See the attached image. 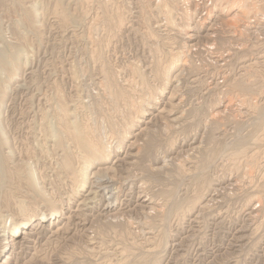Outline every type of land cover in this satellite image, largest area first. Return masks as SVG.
<instances>
[{
	"label": "rangeland",
	"instance_id": "obj_1",
	"mask_svg": "<svg viewBox=\"0 0 264 264\" xmlns=\"http://www.w3.org/2000/svg\"><path fill=\"white\" fill-rule=\"evenodd\" d=\"M54 1L56 0H18V1L17 0H0V44H1L0 49L2 48L6 52V55H8L9 48H11V46L13 47L19 46L17 48H20V46L25 45L24 47H21V48H24V50L22 49L23 55L24 54L26 55L25 57L23 56L24 58L21 57L20 60L23 62L25 58L27 59V66L23 67L20 70L16 78H14L15 80L13 79L12 81H9V78L6 72H3V71L0 72L1 81L4 82V84L7 87H9V88L6 87L7 96L5 98V104L3 105L2 110H1L2 112H1V120H0V127L4 131H6L5 133L8 137L9 146H11V149H12V154H11V158L13 157L12 162L11 160H9L7 165L9 167V166L14 165L15 163L20 164L22 162L23 164L24 161L26 162L28 160L27 162L29 163V166H32L35 172L37 171L36 173L38 176L40 175L41 177L40 180L42 182L41 183L42 188L45 189V191H47V193L50 194L51 196L61 198V194H62L65 196V197L62 196V199L63 197L65 199L67 196L66 193L68 194L71 189L70 188L71 185L68 182L69 180L66 179L68 178L66 177L67 176L66 173L61 170L60 166H58L59 165L58 163L60 162L58 157H59L61 150L59 148L54 149V144L52 140L49 138L47 139L43 131L44 126L48 125L50 127L52 126L54 127L56 126L55 122L58 124V118L56 117H58L57 113H59L60 110L58 107L59 105L57 102V96L62 95L61 96L63 98L62 100L66 103L65 105H67L66 108L67 109L70 108L68 110L69 112L72 110L76 111V114H75L76 116L75 117L70 116L69 117L70 120H73L74 118L77 117V120H79V122L82 121L81 123H87L89 125L92 124L91 126L97 125L98 128L102 124L103 126L99 128L100 129L99 133H101V130L105 128L106 130L105 129L102 130V133L104 135L107 132H108L107 134H109L112 130H116V132H118L116 134H121L122 133L121 130L124 129L122 124L125 123L124 125L126 126L129 125L130 123L128 124V122H131L134 119H137V117H139L140 114L139 113L137 114V112L141 110L142 107L144 108L147 107V105L145 104L147 103L146 93H149L150 91H154L155 89L157 90V87H160L159 85H162L161 84L162 81L160 79H158L157 81L156 79L157 77L154 76L155 71L153 67H152L153 69L152 71L151 67L150 66L148 67V65L151 64L153 60L160 57L158 58L160 59L159 66L160 68H163L165 64L167 63V62L165 63V61L168 58L170 51H173L176 49L184 51L186 55L184 59L185 58L186 60L188 59L187 60L188 63H186L187 65L185 68L177 70L178 72L175 71L174 73H172L174 82L173 84L169 83L168 86L166 85L165 87L166 89L163 92L164 94L163 96L162 95L159 96L160 101L159 103L154 105V109L153 108L149 109L148 114L145 116L144 119H142V121H139V119L135 121V126H133L134 128H132L131 134L128 140L122 146L120 152L119 151L118 153L116 152L118 154V155L116 154L117 155L116 158L118 160L116 158L115 160L114 159L112 160L113 161L112 164H114L112 168L114 182L111 181L112 179H109L107 177L97 179V180H95V177L93 178L91 177L90 183L88 184L89 186H87L88 188L89 187L90 188L89 189L85 188L84 190L81 191L82 193L80 192V194H78L79 195L78 199L79 198L83 199V197H85L87 193H93V199H91V203H89V208L86 210L82 209V212L79 215H77L75 211L76 209H79V207L76 206L77 202L73 200L72 201L73 203L70 204V207L67 209V210H70V212L68 211V214L70 213L69 218L67 216V219L64 220L65 223L64 221H62L58 225V227L61 226L59 227V229L60 228L62 229V231L61 229L58 230L59 233L57 232L55 233V230H52L54 227L57 226L56 224L54 225V223L53 224L48 223L46 225L43 224V226H41L42 225L41 223L38 225H34V227L32 226L31 229L28 230L25 237L23 236V239H20L21 242L16 246L12 254L13 256L9 258L7 264H17V263L26 264L27 262H30L31 264L32 263L33 264H39V263L40 264L42 263L43 264H63V263L64 264H104V263L114 264L118 259H120L119 257L121 256L123 257V255H125L124 252L121 250L122 248H124V245H127V244L129 245V246L127 245L128 249L131 247L130 252H128L129 254L128 258H130L129 263L142 264L141 262H143V259L142 257L140 258V255H143L142 253H144V250L147 249V246L149 245V243L153 242L154 239L156 240L158 236L160 235L159 233H161L164 230V228L166 229L165 230L166 232L167 230H171V231H168V234L170 233L169 242H168V245L166 246L165 252L162 253V256L163 255L164 256L162 257V261L160 264H165V263L166 264H264V212H263L264 204H263V209L261 206L262 203L259 204L260 205L259 208H261L263 211L260 212L259 210L261 209L257 208L256 210L258 212L254 210V212L250 214L251 211H253V209L251 208V203H253L254 200H257L256 198L259 197L260 193H261V196H260V199L259 198L258 199L264 203L263 201L264 200V197H263L264 187L262 188V190H259L261 189L260 188L261 186L259 184L260 183L264 184V176H263L264 175V168H263L264 167L263 165L264 164V140H262V138H264L262 137L264 135V131H263L264 130L263 128L264 127V10L260 11V8L262 6L264 7L263 5L264 0H245L249 2V4L247 3L248 5L247 4L245 5L246 3L245 1L238 0V2H241L243 4V6L245 5L248 8H252V10L253 9L255 10V7H256L257 12H255L256 10L255 11L253 10V12L255 13L260 12L258 15H256L257 16L256 19L251 18L252 22L248 23L247 30L243 32H240L241 30L239 29L242 26L241 24L242 21H240L241 17L238 16L239 17L238 18L235 16L234 18L233 16H230L233 14V12L226 17H222L217 14L218 10L216 8L214 9L213 7L216 6L217 2L221 0H214V1L213 0H210V1L209 0H182L183 2L181 0H176L177 2L176 1L174 2L176 3L174 4L175 6H172L173 12L170 18L172 23L168 21V23H165V24H164V21H166V19L164 17L162 18V14L160 13L161 7H163L162 3H164L165 5L166 3H168L170 7L173 4L172 3L173 0L172 1L167 0L169 2H166V3L163 2L166 0H163V1L159 0L160 1L159 2L160 3L159 4V13H160L159 17L157 13H155L156 10H154L153 8L155 7L154 5L156 4L158 0H152V1L144 0L142 4L145 3L144 4L145 8H143V6L141 5V2H142L141 0H108L111 2H108V1L106 2L105 0L104 1L95 0L96 2L94 0L93 1L85 0V1H82L83 4L82 2H80V0H66V1L62 0L63 2V3L61 2L63 4L62 7L67 9V12L70 11L69 14H71L73 18L71 20L72 22L68 20L69 23L71 22L72 24H68L67 26L61 23L62 21H59V19L57 18L58 11L60 13V7L58 8L56 7L55 9L56 2ZM147 1H149V3ZM250 1L251 2L253 1L254 3H251ZM84 2L88 4H85ZM98 2L101 3L100 6L103 5L102 7L103 9H106L107 7L110 6L109 9L107 8L108 10L106 9L107 11H104L99 6ZM259 3H260V6H258ZM31 4H33L34 7L37 5L36 6L37 8L36 7L34 8V16L31 19V22L28 23L26 18H24V15H25V9L28 8ZM105 4H107L106 5L107 7L104 6ZM51 6H53V8H51ZM245 6L244 8H246ZM43 8L47 11L46 14ZM86 8H89V9H86ZM140 8L143 9L144 18L145 16L147 17V15L149 17H152V15L155 14L153 15L154 18L152 17L149 19L151 23L150 25L152 27L151 29L154 31L153 32L154 37L152 34L151 35L149 34L150 35L149 36L147 32H144L145 30L144 23H143L144 19H141L140 16L137 17L138 12L141 10ZM52 9H55V10L53 11ZM246 10L251 11V9H247V8ZM208 11L209 13L211 12L209 18H207L208 20L206 19L207 21H205V23L203 24L200 23L203 21V17L208 13ZM72 12L73 13L76 12V14L75 13L73 14ZM105 12H106V15L112 16V18L116 14H119L121 16L124 15L123 18H124V21L126 20L124 22V24L126 23L125 24L126 27L124 29H118L120 27H117L114 25L113 21L110 19L111 17L106 16V19H105V16H104ZM175 12L176 14H174ZM177 12L178 13L182 12L183 14L182 13L178 14ZM42 13H43V16H42ZM184 13L192 14L194 21L200 20L199 25L202 24L201 25L202 27L199 29L196 27L194 28V26L190 27L191 29L189 30L188 35H191V38H187V34L184 35L182 31H180L179 33L177 30L178 21L180 20L182 22L181 18L183 17ZM85 14H86V17H85ZM98 15L100 17H97ZM102 15L103 17H101ZM91 17L95 21L97 19L99 20L95 22ZM177 17L178 18L180 17V18L178 19ZM231 17L233 18L231 19ZM34 18L36 22L34 21ZM100 18L102 20H106L107 24L106 23L104 24V21H102ZM234 20L236 24L234 23ZM59 22L60 24H58ZM109 22L112 24H110ZM189 22H191L192 24L191 20H189L188 23ZM33 23L35 24L36 28L32 26ZM155 24L156 25L158 24V25L156 26ZM166 24L169 25L170 27L167 26ZM91 25L96 26L95 29H93L94 27ZM97 25H99L100 27ZM112 27H115V28H112ZM113 29H115V31ZM137 31L139 34L137 33ZM141 31L143 33H141ZM115 32H117L118 35L117 33L115 35ZM154 33H156L157 35ZM144 34L146 35L144 36ZM158 34L160 37L158 36ZM111 35H113V37ZM157 36L159 39L158 38L156 39ZM221 39L223 41H221ZM20 42L23 45H21ZM90 42L92 43L91 45H90ZM213 42L214 44L216 42L217 43L214 45ZM156 48L159 51H157ZM153 49H154V52L152 51ZM94 50L96 51V55H93L95 54ZM155 51L159 52V54ZM98 53H99V56L101 57L98 56ZM100 53H103V54H100ZM93 56H96V57L98 56L97 63H96V60H94V58L96 57H93ZM91 57L92 59H90ZM163 58L165 59V61ZM161 59L163 62L161 61ZM101 63H102V67L100 66ZM132 64L137 65L136 66L137 69L141 72L139 73V76L140 75L141 76L138 77V74H136L137 76L133 74L135 80L133 79V81L131 82V85L128 86L126 84L127 83L126 79L128 80L130 73H132V71L129 68L130 66L131 68L134 66V65L132 66ZM161 64L163 65V67ZM73 67L74 69H72ZM103 68L106 70L108 69L109 71L108 70L107 71L109 74H107ZM102 69L103 71H101ZM102 72H104L107 75H110L111 73L109 79H112V78L115 79V80L112 79L113 83L111 82V80L106 78L107 75H104V73ZM116 75H118V77ZM142 77H144L145 79L144 78H143L144 80L140 79ZM152 79H155V80H152ZM131 80H132V77H131ZM148 80L149 82H146ZM159 80L161 82H159ZM240 80L244 81L247 86H250L249 87L250 90H248L247 92L242 91L241 93V91L239 92L238 90L231 88V86H229V85H232L235 81H240ZM114 81H116V83ZM142 81L143 82L145 81V82L143 83ZM153 81L155 84L153 83ZM105 83L108 84L107 86L109 87H106L104 85ZM115 84H116V87H115ZM132 87L134 88V90L135 89L140 90L141 92L139 91L138 93L143 94L146 97L145 96L140 97L137 91H136V94L133 93ZM110 88L112 89L114 88L115 91L122 90V89H123L122 91L126 90L124 93V97L120 96L118 98L113 92L114 90H111ZM131 88L132 90H130ZM56 90L60 91L62 94L60 92L58 93ZM111 91L114 94H112ZM54 94H56L57 96L56 95L54 96ZM129 94L130 95L132 94L131 96L133 97V99L131 98ZM134 94L135 96H133ZM134 97L136 98V100H134ZM129 98L132 100V102L130 101ZM137 98H140V99L142 98L145 102L142 99H141L142 101L141 102ZM229 99H231L232 101ZM137 100L139 101L138 103H137ZM229 101L230 103L227 105V107H225L224 103L227 104V102ZM68 102H71V103H68ZM131 105L132 107H130ZM138 105L140 106V108ZM133 108L134 110L136 109V111H133ZM226 108L228 109V111ZM130 112H132L131 113L132 116H129L131 114H127ZM44 113H48V114H45L48 116L45 117ZM99 115L104 120H102ZM44 118H47V119H44ZM92 119L96 122H94ZM130 119L132 120L130 121ZM98 120L102 122L100 123ZM111 122H112L111 126L114 127L116 125V127L112 128L110 126ZM147 123H150V124H147ZM146 127L149 129L148 132L146 134L144 133L141 134L139 130L141 128L145 129ZM142 135L143 136L151 135L152 138L154 137L153 144L155 147L153 148L154 151L152 155L150 156L151 158L141 157L140 159L139 154L137 155L136 153L138 152V150L142 149L140 146L143 145V142L145 139L144 138L145 136L142 137ZM116 138L113 140V143L116 142ZM168 141L169 143L170 141H174L176 143L171 149L165 150L169 146ZM131 143H136V144L131 145ZM129 146L131 147V150ZM212 148L215 150L214 152L216 153L214 154L216 155L214 159L211 160L210 158L209 161L208 160L203 161V158L205 155H207L210 151L213 152ZM68 149L70 151L76 150L72 144L68 145ZM7 150H10V149H8L7 147L5 151ZM176 151H178V153ZM242 151L243 153H241ZM133 152L135 155L133 154ZM246 152H247V155H246ZM250 152H251V155L249 156ZM55 153L57 154L55 155ZM154 153H156L158 156L155 157L156 154L154 155ZM256 153H258L257 156H256ZM78 154L77 153L75 154V161H76L75 164H77L78 160L80 159L79 158L80 154L79 155ZM175 156L177 157L175 158ZM252 157H254V159L256 158L257 160L252 159ZM29 160L30 161L32 160V161L30 162ZM212 161H215V162L213 163ZM248 161H250L251 163ZM255 161H258V162L254 164ZM109 164H111V162ZM233 164L235 166H233ZM252 165L255 166V167L253 166L255 169L252 167ZM225 166H226V169H225ZM231 166L233 167V169H231L232 168ZM142 167L146 169L143 168V170L141 171L140 169H142ZM228 167L229 168L231 167L230 170ZM227 173L228 175H225ZM142 174L144 175L146 174L145 177ZM222 175L224 176L222 177ZM147 176L149 177L147 178ZM151 176L153 178H151ZM202 177L206 179V182H205V179ZM249 177H251L250 180H249ZM63 179H65L66 181ZM210 179L214 183L212 186L213 189L215 188L216 189L213 190L212 187L208 189L209 191L207 192L205 197H206V200L212 199L208 202L209 205L207 203L208 206L204 209L199 208L200 205H198V207L196 208L197 211H195L194 213L190 215H186V218L184 217L181 224H179V221L177 219L179 217H177L178 216L177 214H181L182 213L181 210H183V208H187V206L190 203L189 198L193 197L191 196V194L194 195L196 193L194 192L195 189L197 191L198 187L200 188L202 184L204 185ZM91 180H92V183H91ZM144 181L146 182L144 183ZM251 181L252 182L254 181L253 184L256 183L257 186L253 185ZM105 182H108V183L111 182L110 184H112L113 186L115 185L114 188L115 187L118 188V189L115 188L116 190H118L117 201L116 200L114 201L116 205L112 203L113 202L112 200L109 201V203H112V206H110L109 208H113V207L115 208L112 211L106 210V205H107L106 203H108V199H107V194H106L107 192L105 191V188L103 187L105 186ZM98 183L101 185H99ZM59 184L60 185L63 184V185L60 186ZM139 184L140 185L142 184L143 186L141 185L142 186L141 187ZM230 186H231V189H230ZM245 186L248 187V189H246ZM252 187L254 189L257 187L258 189L257 188L255 189L257 190V192ZM52 189H54L55 191L57 190L56 191L57 193L56 192L52 193L51 192ZM168 189L170 190V192H168ZM241 189L243 191H241ZM95 190H97V192H95ZM123 190L125 191V194ZM137 191H142L143 193L137 192ZM255 193L256 194L258 193L257 194L258 196H256ZM58 194L60 195V197H58ZM94 195L96 197H94ZM138 195L140 197H138ZM169 197L170 199H168ZM248 197H249V200H248ZM252 197H254L253 202L251 201ZM32 198H33L32 201H37L36 198L34 197ZM143 199H146V201H141ZM160 201L164 203L162 204ZM149 202L151 204L154 203L153 204L154 206H152L153 208H155L156 206L157 207L154 210H149V206L151 205ZM210 202H211V205H210ZM31 204H34V203H31ZM92 204L96 206H93ZM132 205H134V207ZM164 207L167 208L168 212L169 211L171 212L168 213L169 214V216H167L168 219L161 217V218H164L162 222L161 219L159 218V214L161 212L159 208H161L162 210V208ZM171 207L173 210L171 209ZM1 208H0V211L4 213L5 209L3 207ZM72 209L74 210L72 211ZM114 211L116 213L119 211L118 214H121L123 218H125V215H126V218H125V221L127 220L126 225L122 223H117L119 227L112 225V228H111V225H108V224H102L103 226L101 224L96 225L97 223L95 222V219L97 217L102 218L105 215H111L112 213H114ZM127 213L129 214V216ZM88 215L90 216L88 217ZM93 215H95V217ZM166 219L168 222L166 221ZM67 220L68 222H66ZM133 224H135L136 226L135 225L133 226ZM64 225L65 227L67 226L66 228L68 229L70 227V230L69 231H67L68 229L64 230L65 228ZM91 227L93 231L90 230ZM39 229L40 231H38ZM115 229H116V232H115ZM119 229L123 230L121 235L119 234L120 232ZM37 231L38 233H36ZM87 232H89V234ZM146 232L148 234H146ZM31 234L33 235V237ZM89 235H91L92 237L91 236L89 237ZM30 239H34V240L30 241ZM121 239L123 240L121 241ZM148 239L151 241H148ZM2 243L3 242L0 241V244ZM86 243L87 244L90 243V244L86 245ZM144 243L145 244L147 243L148 245L146 244L147 245L146 246ZM83 244H85V246ZM99 244H100V247H99ZM138 244H140V246L143 245L144 247L141 246L140 248H138L139 246ZM24 245H26V247ZM104 245H106L107 247ZM86 246L88 248H86ZM70 247L73 249H71ZM94 247H95L96 252L94 251ZM98 247L102 250H96V249H99ZM90 248L93 251V254H92V257L94 256L93 259L91 258L90 254L86 253V251L91 250ZM18 249L20 250V252ZM32 251H34V253ZM102 251L104 254L102 253ZM64 252H66L67 254ZM121 252L123 253L121 254ZM70 253L74 254L75 256L71 258L69 257V260L62 259V255L67 256ZM95 253L97 254L94 255ZM130 253L132 254V257ZM44 257H47V258H44ZM137 257H139L140 259L139 258H138L139 260L136 259ZM41 258L44 259V261L41 260ZM97 258L99 259V261ZM26 259L28 261H26ZM45 259H47L48 261H46Z\"/></svg>",
	"mask_w": 264,
	"mask_h": 264
},
{
	"label": "bare ground",
	"instance_id": "obj_2",
	"mask_svg": "<svg viewBox=\"0 0 264 264\" xmlns=\"http://www.w3.org/2000/svg\"><path fill=\"white\" fill-rule=\"evenodd\" d=\"M18 1V0H17ZM66 1V0H65ZM82 1H85V0H80V2H82ZM91 1H93V0H91ZM90 1V2H91ZM95 1V0H94ZM104 1V0H103ZM106 2L108 1V0H105ZM142 1V2H141ZM140 2H141V5L143 6V8H145L144 7V4H142L143 3V1L144 0H141ZM152 1V0H151ZM163 1V0H162ZM172 1V0H171ZM170 1V2H171ZM176 0H173V4L169 7V5H168V3H166V2H169V1H163V2H165L166 3V5L164 4V3H162V5H163V7H161V10H160V13L162 14V18L164 17L165 19H166V21H164V24L165 23H168V21H170L171 23H172V21L170 20V18H171V14H172V12H173V7L172 6H175L174 4H176V3H174ZM182 1V0H181ZM210 1V0H209ZM214 1V0H213ZM243 1H245V0H243ZM2 2V1H1ZM54 2H56V6H55V9H56V7L58 8V7H60V13H59V11H58V16H57V18L59 19V21H62L61 23H63V24H65L66 26L68 25V24H72L71 22V20L73 19L72 18V15L71 14H69L70 13V11H68L67 12V9H65L64 7H62L63 6V2H62V0H56V1H54ZM62 2V3H61ZM88 2V1H87ZM96 2V1H95ZM105 2V3H106ZM108 2H111V1H108ZM113 2V1H112ZM139 2V3H140ZM148 3H149V1H147ZM153 2H155V1H153ZM160 1L158 0L157 2H156V4L154 5L155 7H153L154 8V10H156L155 11V13H157V15H158V17H159V15H160V13H159V3ZM177 2V1H176ZM179 2V1H178ZM183 2V1H182ZM217 2V1H216ZM246 3H245V5L248 3L249 4V2L248 1H245ZM251 2V1H250ZM258 2V1H257ZM264 2V1H263ZM30 3V2H29ZM43 3V2H42ZM53 3V2H52ZM85 3V2H84ZM93 3V2H92ZM91 3V4H92ZM99 3V2H98ZM181 3V2H180ZM196 3V2H195ZM213 3V2H212ZM215 3V2H214ZM251 3H254L253 1L251 2ZM44 4V3H43ZM82 4H83V2H82ZM85 4H88V3H85ZM112 4V3H111ZM154 4V3H153ZM178 4V3H177ZM216 4V3H215ZM219 4V5H218ZM247 4V5H248ZM261 4H262V2H261ZM94 5V4H93ZM101 5V3H99V6ZM107 4H105L104 6H106ZM162 5H160V6H162ZM165 5V6H164ZM179 5V4H178ZM183 5V4H182ZM197 5V4H196ZM211 5V4H210ZM218 5V6H217ZM244 5V6H245ZM251 5V4H250ZM253 5V4H252ZM258 5V4H257ZM257 5H255V6H257ZM264 5V4H263ZM37 6V5H36ZM35 6V7H36ZM81 6V5H80ZM92 6V5H91ZM141 6V7H142ZM147 6V5H146ZM153 6V5H152ZM244 6H243V4L241 3V2H238V0H221V1H219V2H217V4H216V6H214L213 8L215 9H217L218 10V15H220V16H222V17H226V16H228L229 14H231L232 12H233V14L232 15H230V16H233L234 18H235V16L236 17H241L240 18V21H242V26L239 28L240 30V32H243V31H246L247 30V27H248V23H250V22H252L251 21V18L252 19H256V15H258L259 13H255V12H257V10H256V7H255V12H253V10H252V8H248V7H246L247 9H251V11H247L246 10V8H244ZM258 6H260V3H259V5ZM262 6V5H261ZM34 5L33 4H31L28 8H26L25 9V15H24V18H26V20L28 21V23L29 22H31V19L33 18V16H34ZM47 7H48V5H47ZM46 7V8H47ZM87 7V6H86ZM101 8L103 7V5L102 6H100ZM99 7V8H100ZM107 7V6H106ZM110 7V6H109ZM109 7H107L108 9H109ZM184 7V6H183ZM37 8V7H36ZM51 8H53V6H51ZM76 8V7H75ZM74 8V9H75ZM85 8V7H84ZM83 8V9H84ZM100 8V9H101ZM106 8V9H107ZM172 8V9H171ZM176 8V7H175ZM182 8V7H181ZM180 8V9H181ZM212 8V7H211ZM212 8V9H213ZM262 8V9H261ZM260 8V11L262 10H264V7L262 6ZM44 9V8H43ZM55 9H52L53 11L55 10ZM86 9H89V8H86ZM95 9V8H94ZM103 9V8H102ZM106 9H103L104 11H107ZM141 10L138 12V15H137V17H139L140 16V18L141 19H144V28H145V30H144V32H147L148 33V35L150 34H152L153 35V30L151 29L152 27H151V23H150V18H152L153 17V15H155V14H153L152 15V17H149L148 15H147V17L145 16V18H144V13H143V9L142 8H140ZM183 9V8H182ZM186 9V8H185ZM209 9H210V7H209ZM208 9V10H209ZM211 9V10H212ZM45 10V9H44ZM48 10V9H47ZM72 10V9H71ZM76 10V9H75ZM115 10V9H114ZM128 10V9H127ZM145 10V9H144ZM147 10V9H146ZM51 11V10H50ZM88 11V10H87ZM86 11V12H87ZM101 11V10H100ZM111 11V10H110ZM116 11H117V9H116ZM115 11V12H116ZM177 11V10H176ZM182 11V10H181ZM210 11V10H209ZM209 11H208V13L203 17V21L202 22H200V20L199 21H197V20H195L194 21V19H193V17H192V14H190V13H184V15H183V17L181 18L182 19V22L180 23L179 21H178V24H177V30H178V32L180 33V31H182V33L184 34V35H186L187 34V38H191V35H188L189 34V30L191 29L190 27L191 26H194V28L196 27V28H201L202 26V24L203 23H205V21H207L208 19L207 18H209V16H210V13H209ZM214 11V10H213ZM24 12V11H23ZM45 12V14H46V10L44 11ZM57 12V11H56ZM83 12V11H82ZM99 12V11H98ZM194 12V11H193ZM217 12V11H216ZM73 13V12H72ZM75 14H76V12H74ZM73 13V14H74ZM85 13V12H84ZM178 13V12H177ZM179 13H182V12H179ZM178 13V14H179ZM203 13V12H202ZM54 14V13H53ZM57 14V13H56ZM87 14V13H86ZM86 14H85V17H86ZM90 14V13H89ZM111 14V13H110ZM115 14V13H114ZM122 14V13H121ZM174 14H176V12L174 13ZM183 14V13H182ZM182 14H180V15H182ZM84 15V14H83ZM88 15V14H87ZM149 15H150V13H149ZM255 15V16H254ZM23 16V15H22ZM42 16H43V13H42ZM54 16V15H53ZM55 16V17H56ZM104 16H105V19H106V16H108V15H106V12H105V14H104ZM173 16V15H172ZM75 17V16H74ZM84 17V16H83ZM84 17V18H85ZM97 17H100L99 15L97 16ZM96 17V18H97ZM101 17H103V15L101 16ZM108 17H111L110 19L113 21V23H114V25L115 26H117V27H120V28H118V29H124L125 27H126V23L124 24V22L126 21H124V15L123 16H121V15H119V14H116L113 18H112V16H108ZM155 17H157V16H155ZM233 17H231V19L233 18ZM238 17V18H239ZM36 18V17H35ZM35 18H34V21H35ZM81 18V17H80ZM92 18V17H91ZM95 18V19H96ZM154 18V17H153ZM178 18V17H177ZM180 18V17H179ZM178 18V19H179ZM77 19V18H76ZM93 19V18H92ZM91 19V20H92ZM101 19V18H100ZM109 19V20H110ZM158 19V18H157ZM207 19V20H206ZM17 20V19H16ZM68 20H70L71 22L69 23V21ZM94 20V19H93ZM92 20V21H93ZM97 20H99V19H97ZM96 20V21H97ZM102 20V19H101ZM140 20V19H139ZM153 20V19H152ZM151 20V21H152ZM155 20V19H154ZM173 20V19H172ZM177 20V19H176ZM189 20H191L192 21V24H191V22H189L188 23V21ZM229 20V19H228ZM260 20V19H259ZM95 21V20H94ZM95 21V22H96ZM102 21H104V24L106 23L107 24V21L106 20H102ZM106 21V22H105ZM137 21V20H136ZM156 21V20H155ZM159 21V20H158ZM157 21V22H158ZM230 21V20H229ZM236 21H237V19H236ZM36 22V21H35ZM99 22V21H98ZM174 22V21H173ZM176 22V21H175ZM202 23L201 25H199L200 23ZM94 23V22H93ZM110 23V22H109ZM108 23V24H109ZM234 23H235V20H234ZM238 23V22H237ZM16 24H17V22H16ZM58 24H60V22L58 23ZM110 24H112V23H110ZM176 24V23H175ZM181 24V25H180ZM236 24V23H235ZM234 24V25H235ZM31 25V24H30ZM64 25V26H65ZM94 25V24H93ZM93 25H91V26H93ZM153 25V24H152ZM156 25V24H155ZM158 25V24H157ZM156 25V26H157ZM167 25V24H166ZM170 25H172V24H170ZM180 25V26H179ZM34 28H36V26H35V24L33 23V25H32ZM38 26V25H37ZM61 26V25H60ZM97 26H99V25H97ZM111 26V25H110ZM167 26H169V25H167ZM176 26V25H175ZM237 26V25H236ZM235 26V27H236ZM62 27H63V25H62ZM72 27V26H71ZM87 27V26H86ZM94 28L93 29H95V27L96 26H93ZM100 27V26H99ZM102 27V26H101ZM106 27V26H105ZM170 27V26H169ZM174 27V26H173ZM19 28V27H18ZM33 28V29H34ZM66 28V27H65ZM68 28V27H67ZM90 28V27H89ZM112 28H115V27H112ZM112 28H110V29H112ZM231 28V27H230ZM233 28H234V26H233ZM232 28V29H233ZM20 29V28H19ZM91 29V28H90ZM92 29V30H93ZM105 29V28H104ZM118 29H116V30H118ZM206 29V28H205ZM237 29H238V27H237ZM65 30V29H64ZM89 30V29H88ZM114 31H115V29H113ZM159 30V29H158ZM91 31V30H90ZM94 31V30H93ZM104 31V30H103ZM107 31V30H106ZM111 31V30H110ZM121 31V30H120ZM143 31V30H142ZM141 31V33H143ZM108 32V31H107ZM118 32V31H117ZM117 32H115V35H116V33ZM233 32V31H232ZM103 33V32H102ZM105 33V32H104ZM111 33V32H110ZM114 33V32H113ZM137 33H138V31H137ZM235 33V32H234ZM78 34V33H77ZM81 34V33H80ZM112 34V33H111ZM139 34V33H138ZM154 34H156V33H154ZM117 35H118V33H117ZM146 34H144V36H145ZM149 35V36H150ZM157 35V34H156ZM210 35V34H209ZM112 37H113V35H111ZM158 36H159V34H158ZM158 36L156 37V39L158 38ZM162 36V35H161ZM164 36V35H163ZM211 36V35H210ZM110 37V36H109ZM118 37V36H117ZM142 37V36H141ZM147 37V36H146ZM145 37V38H146ZM153 37H154V35H153ZM160 37V36H159ZM218 37V36H217ZM238 37V36H237ZM41 38V37H40ZM78 38V37H77ZM149 38V37H148ZM151 38H152V36H151ZM239 38V37H238ZM147 39V38H146ZM159 39V38H158ZM164 39V38H163ZM214 39V38H213ZM212 39V40H213ZM216 39V38H215ZM40 40V39H39ZM73 40H74V38H73ZM145 40V39H144ZM149 40V39H148ZM86 41V40H85ZM90 41V40H89ZM97 41V40H96ZM160 41V40H159ZM221 41H223L222 39H221ZM13 42V41H12ZM4 43V42H3ZM217 43V42H216ZM215 43V44H216ZM222 43V42H221ZM227 43V42H226ZM12 44V43H11ZM20 44L21 45H23L21 42H20ZM19 44V45H20ZM92 43L90 42V45H91ZM100 44V43H99ZM142 44V43H141ZM213 44H214V42H213ZM214 44V45H215ZM1 45V44H0ZM95 45V44H94ZM152 45V44H151ZM156 45V44H155ZM173 45V44H172ZM25 46V45H24ZM24 46H20V48H17V47H19V46H17V47H13V46H11V48H9V53H8V55H6V52L1 48L0 49V72H6V74H7V76H8V78H9V81H12L14 78H16V76L18 75V73L20 72V70L23 68V67H25V66H27V59L25 60L24 59V61L22 62L20 59H21V57H25V55L26 54H24L23 55V51H22V49L24 50V48H21V47H24ZM105 46H106V44H105ZM94 47V46H93ZM157 47V46H156ZM217 47V46H216ZM229 47V46H228ZM241 47V46H240ZM96 48V47H95ZM153 48H155V47H153ZM182 48V47H181ZM220 48V47H219ZM7 49V48H6ZM87 49V48H86ZM150 49V48H149ZM96 50V49H95ZM94 50V51H95ZM156 50H157V48H156ZM161 50V49H160ZM163 50V49H162ZM172 50V49H171ZM105 51V50H104ZM150 51V50H149ZM153 52H154V49L152 50ZM151 51V52H152ZM157 51H159V50H157ZM157 51H155V52H157ZM101 52V51H100ZM31 53V52H30ZM90 53V52H89ZM95 54H93V53H91V54H93V55H96V51L94 52ZM158 54H159V52H157ZM163 53V52H162ZM161 53V54H162ZM171 53V54H170ZM170 53H169V56H168V58L166 59V61H165V59H164V61H165V66L163 67V65H162V67L163 68H160V66H159V60L160 59H158V58H160V57H158L157 59H155V60H153V62L151 63V64H149L148 65V67L150 66L151 67V69H152V67H153V69H154V71H155V73H154V76L155 77H157L156 79H157V81H158V79H160L161 81H162V85H159L160 87H157V90L155 89L154 91H148L149 93H146L147 95V97L145 96V95H143V94H139L138 92L140 91V90H137V89H135L134 90V88H133V90H132V88L130 89V90H132L133 91V93H135L136 94V91H137V93H138V95L141 97H143V96H145L146 97V101H147V103H145L146 105H147V107L146 108H144V107H142V109L141 110H139L138 112H137V114L139 113L140 115H139V117H137V119H139V121H142V119H144L145 118V116L148 114V112H149V109H151V108H153L154 109V105H156L157 103H159V101H160V99H159V96H163V92H164V90L166 89L165 87H166V85L168 86L169 85V83L170 84H173V82H174V78L172 77V73H174L175 71H177V70H180V69H183V68H185L186 67V63H188L187 62V60H186V58L184 59V57L186 56L185 55V53H184V51L183 50H173V51H170ZM100 54H103V53H100ZM164 54V53H163ZM70 55V54H69ZM157 55V54H156ZM92 56V55H91ZM98 56H99V53H98ZM98 56L96 57V56H93V57H96V58H94V60H96V63H97V61H98ZM166 56V55H165ZM23 57V58H24ZM27 57V56H26ZM99 57H101V56H99ZM150 57V56H149ZM151 57H152V55H151ZM90 59H92V57L90 58ZM100 59V58H99ZM93 60V61H94ZM101 61V60H100ZM104 61V60H103ZM161 61H162V59H161ZM211 61V60H210ZM134 62V61H133ZM151 62V61H150ZM149 62V63H150ZM163 62V61H162ZM161 62V63H162ZM24 64V65H23ZM111 64V63H110ZM134 64H132V66H133ZM101 67H102V63H101V65H100ZM118 66V65H117ZM130 66V65H129ZM137 65H134L132 68H131V66L129 67L130 68V70L132 71V73H130V76H129V79L127 80L126 79V81H127V85L128 86H130L131 85V82L133 81V79H134V76H133V74H135V76H137L136 74H138V77H140L139 76V73H141L138 69H137V67H136ZM190 66H191V64H190ZM72 69H74V67L72 68ZM104 69V68H103ZM103 69L101 70V71H103ZM121 69V68H120ZM153 69H152V71H153ZM105 71H106V73L107 74H109L108 73V71L106 70V69H104ZM112 70V69H111ZM130 71V72H131ZM149 71H151V70H149ZM121 72V71H120ZM128 72V71H127ZM144 72V71H143ZM178 72V71H177ZM246 72V71H245ZM102 73H104V72H102ZM115 73V72H114ZM113 73V74H114ZM77 74V73H76ZM107 74H105L104 73V75H107ZM129 74V73H128ZM143 74V73H142ZM2 75V74H1ZM103 75V76H104ZM110 75H111V73H110ZM110 75H107V76H109V77H107L106 76V78H110ZM152 75V74H151ZM241 75V74H240ZM102 76V77H103ZM117 77H118V75H116ZM143 76V75H142ZM245 76V75H244ZM76 77V76H75ZM105 77V76H104ZM103 77V78H104ZM125 77V76H124ZM131 77H132V80H131ZM154 77V78H155ZM144 77H142V78H140V79H143ZM107 79V80H108ZM113 79V78H112ZM112 79H109V80H111V82H112ZM145 79V78H144ZM143 79V80H144ZM247 79H249V78H247ZM6 80H8V79H6ZM15 80V79H14ZM113 80H115V79H113ZM131 80V81H130ZM135 80V79H134ZM138 80H139V78H138ZM152 80H155V79H152ZM159 80V82H161ZM4 81V80H3ZM141 81V80H140ZM241 81V82H240ZM240 81H235L232 85H229V86H231V88H234V89H236V90H238L239 92L241 91V93H242V91H248V90H250V86H247L246 84H245V82L244 81H242V80H240ZM104 82V81H103ZM106 82V81H105ZM110 82V81H109ZM110 82V83H111ZM115 83H116V81H114ZM118 82V81H117ZM143 82V81H142ZM145 82V81H144ZM143 82V83H144ZM146 82H149V80L148 81H146ZM113 83V82H112ZM140 83V82H139ZM143 83H141V84H143ZM153 83H154V81H153ZM137 84V83H136ZM140 84V85H141ZM155 84V83H154ZM249 84V83H248ZM106 87H109V86H107L108 84H104ZM145 85V84H144ZM144 85H142V86H144ZM9 86V85H8ZM55 86H57V85H55ZM100 86V85H99ZM110 86H112V85H110ZM123 86V85H122ZM7 86L4 84V82H2L1 81V78H0V120H1V110H2V107H3V105L5 104V98H6V96H7V93H6V89L7 88H9V87H7ZM84 87V86H83ZM115 87H116V84H115ZM121 87V86H120ZM253 87V86H252ZM54 88V87H53ZM102 88V87H101ZM118 88V87H117ZM145 88V87H144ZM57 89H58V87H57ZM106 89V88H105ZM109 89V88H108ZM111 90H114V88L112 89V88H110ZM120 89V88H119ZM122 89V88H121ZM225 89V88H224ZM60 90V89H59ZM104 90V89H103ZM107 90V89H106ZM123 90V89H122ZM122 90H114L113 92L115 93V95L119 98L120 96L121 97H124V93H125V91L126 90H124V91H122ZM128 90V89H127ZM142 90V89H141ZM253 90V89H252ZM57 91V90H56ZM144 91V90H143ZM228 91V90H227ZM226 91V92H227ZM58 93L60 92V91H57ZM108 92H110V91H108ZM112 92V91H111ZM112 92V94H114ZM141 92V91H140ZM147 92V91H146ZM243 92V93H244ZM249 92H251V91H249ZM248 92V93H249ZM61 93V92H60ZM130 93V92H129ZM132 93V92H131ZM233 93V92H232ZM57 94V93H56ZM56 94H54V96L56 95ZM62 94V93H61ZM111 94V95H112ZM135 94L133 95V96H135ZM58 95V94H57ZM56 95V96H57ZM97 95V94H96ZM108 95V94H107ZM127 95V94H126ZM130 95V94H129ZM132 95V94H131ZM130 95V96H131ZM177 95V94H176ZM62 96V95H61ZM61 96H57V102H58V107H59V110H60V112L59 113H57L58 114V117H56V118H58V124L55 122V125L56 126H52V127H50V126H44V128L43 127H41V128H43V131H44V133H45V137L48 139H51L52 140V142H53V144H54V149L55 148H59L60 150H61V152H60V154H59V157L58 156H56V157H58V159H59V165L58 166H60V168H61V170L62 171H64L65 173H66V177H68V178H66V179H68L69 181V183H70V192L67 194L66 193V198L64 199V195H62L61 194V198H57V197H54V196H51L50 194H48L47 193V191H45V189H43L42 188V182H41V180H40V175L38 176L37 175V171L35 172V170L32 168V166H29V163L27 162H25L24 161V163L22 164V162L20 163V164H18V163H15L14 165H12V166H9L8 167V165H7V163H8V161L9 160H11V162H12V158H11V154H12V149H11V146H9V141H8V137H7V135H6V131H4L1 127H0V206L1 207H3L4 209H5V212L4 213H2L1 211H0V241H2L3 243L2 244H0V264H7L8 263V260H9V258L11 257V256H13L12 254H13V252H14V250H15V248H16V246L21 242V240L20 239H23V236L25 237V235L27 234V232H28V230H30L31 229V227L33 226L34 227V225H38V224H41L42 223V225L41 226H43V224L44 225H46V224H48V223H50V224H53L54 223V225L56 224L57 226L56 227H54L52 230H55V233L57 232V233H59L58 232V230H60L59 229V227H61V226H59L58 227V225L60 224V222H62V221H64L65 219H67V216H68V218H69V214H68V211L70 212V210H67L69 207H70V204H72L73 202V200H75L76 202H77V207H79V209H76V211H75V213L77 214V215H79L81 212H82V209L83 210H86V209H88L89 208V203H91V199H93V193H87V195L85 196V197H83V199H81V198H79L78 199V194H80V192L82 191V190H84L85 188H88L87 186H89L88 184L90 183V178L92 177H95V180H97V179H101V178H104V177H107V178H109V179H112L111 181H113L114 182V180H113V166H114V164H112V160L114 159L115 160V158L117 157V153H118V151L120 152V150H121V148H122V146L125 144V142L128 140V138H129V136H130V134H131V130H132V128H134L133 126H135V121L137 120V119H134L133 121H131L132 119H133V117H132V119H130V121L131 122H128V124L129 125H124V124H122L123 125V130H121L122 131V133L121 134H116V133H118V132H116V130H110L111 132L109 133V134H107V133H105V135L102 133V130H104V129H102L101 130V133H99L100 132V127L101 126H103L102 124L100 125V127L98 128V126L97 125H95V126H91V125H89V124H87V123H81L82 121H80L79 122V120H77V117L76 118H74L73 120H70L69 119V117L71 116V117H75L76 115V111H74V110H72V111H68L70 108H66V106L67 105H65L66 103L62 100L63 98L61 97ZM87 96V95H86ZM221 96V95H220ZM236 96H238V95H236ZM64 97V96H63ZM116 97V98H117ZM137 97V96H136ZM223 97V96H222ZM242 97V96H241ZM77 98V97H76ZM112 98V97H111ZM115 98V99H116ZM127 98V97H126ZM131 98L133 99V97L131 96ZM182 98V97H181ZM180 98V99H181ZM225 98V97H224ZM234 98V97H233ZM243 98V97H242ZM246 98V97H245ZM54 99V98H53ZM130 99V98H129ZM138 100H140L141 101V99L140 98H137ZM219 99H220V97H219ZM238 99H239V97H238ZM249 99V98H248ZM251 99V98H250ZM33 100V99H32ZM110 100V99H109ZM128 100V99H127ZM134 100H136V98L134 97ZM137 100V103L139 102ZM143 100V99H142ZM170 100V99H169ZM174 100V99H173ZM218 100V99H217ZM223 100V99H222ZM229 100H231V99H229ZM244 100V99H243ZM257 100V99H256ZM51 101V100H50ZM83 101V100H82ZM130 101L132 102V100L130 99ZM144 101V100H143ZM171 101V100H170ZM227 101V100H226ZM232 101V100H231ZM246 101V100H245ZM72 102V101H71ZM71 102H68V103H71ZM112 102V101H111ZM114 102V101H113ZM131 102H129V103H131ZM134 102V101H133ZM142 102V101H141ZM141 102H140V104H141ZM145 102V101H144ZM143 102V103H144ZM234 102V101H233ZM52 103V102H51ZM80 103V102H79ZM87 103V102H86ZM117 103V102H116ZM127 103H128V101H127ZM137 103H135V104H137ZM218 103V102H217ZM230 103V101L229 102H227V104L226 103H224V106L225 107H227V105ZM243 103V102H242ZM75 104V103H74ZM77 104V103H76ZM115 104V103H114ZM133 104V103H132ZM134 104V105H135ZM139 104V105H140ZM144 104V105H145ZM89 105V104H88ZM129 105V104H128ZM138 105V106H139ZM165 105V104H164ZM217 105V104H216ZM232 105V104H231ZM50 106V105H49ZM85 106V105H84ZM83 106V107H84ZM98 106V105H97ZM103 106V105H102ZM143 106V105H142ZM230 106V105H229ZM242 106V105H241ZM130 107H132V105L130 106ZM136 107H137V105H136ZM246 107V106H245ZM99 108V107H98ZM125 108H126V106H125ZM139 108H140V106H139ZM138 108V109H139ZM229 108V107H228ZM46 109V108H45ZM48 109V108H47ZM58 109V108H57ZM76 109V108H75ZM104 109V108H103ZM102 109V110H103ZM121 109V108H120ZM213 109V108H212ZM227 109V108H226ZM247 109V108H246ZM44 110V109H43ZM53 110V109H52ZM55 110H56V108H55ZM58 110V111H59ZM111 110V109H110ZM119 110V109H118ZM230 110V109H229ZM49 111V110H48ZM81 111V110H80ZM104 111V110H103ZM129 111V110H128ZM133 111H136V109L134 110V108H133ZM158 111V110H157ZM156 111V112H157ZM227 111H228V109H227ZM250 111V110H249ZM42 112H44V111H42ZM117 112V111H116ZM81 113V112H80ZM108 113H110V112H108ZM132 112H130V113H127V114H131ZM151 113V112H150ZM227 113V112H226ZM45 114H48V113H44V115ZM53 114V113H52ZM56 114V115H57ZM98 114V113H97ZM136 114V115H137ZM163 114V113H162ZM90 115V114H89ZM88 115V116H89ZM112 115V114H111ZM156 115V114H155ZM46 116H48V115H45V117ZM49 116H50V114H49ZM100 116V115H99ZM128 116V115H127ZM129 116H132V114L131 115H129ZM128 116V117H129ZM152 116V115H151ZM180 116V115H179ZM40 117H42V116H40ZM84 117V116H83ZM90 117V116H89ZM97 118V117H96ZM100 118H101V116H100ZM131 118V117H130ZM179 118V117H178ZM213 118V117H212ZM215 118V117H214ZM44 119H47V118H44ZM98 119V118H97ZM102 119V118H101ZM115 119V118H114ZM141 119V120H140ZM177 119V118H176ZM81 120V119H80ZM91 120V119H90ZM89 120V121H90ZM93 120V119H92ZM102 120H104V119H102ZM107 120V119H106ZM127 120V119H126ZM257 120V119H256ZM42 121H43V119H42ZM47 121V120H46ZM54 121V120H53ZM57 121V120H56ZM87 121V120H86ZM85 121V122H86ZM94 121V120H93ZM99 121V120H98ZM108 121V120H107ZM162 121V120H161ZM91 122V121H90ZM94 122H96V121H94ZM100 122V121H99ZM102 122V121H101ZM100 122V123H101ZM126 122V121H125ZM145 122V121H144ZM147 122V121H146ZM149 122V121H148ZM45 123V122H44ZM99 123V124H100ZM115 123V122H114ZM117 123V122H116ZM143 123V122H142ZM187 123V122H186ZM215 123V122H214ZM98 124V123H97ZM104 124H105V122H104ZM110 124V123H109ZM141 124V123H140ZM147 124H150V123H147ZM166 124H168V123H166ZM171 124V123H170ZM58 125V126H57ZM107 125V124H106ZM112 125V122H111V124H110V126ZM153 125V124H152ZM125 126V127H124ZM145 126V125H144ZM166 126V125H165ZM174 126V125H173ZM176 126V125H175ZM94 127H96V128H94ZM112 127V126H111ZM114 127H116V125L114 126ZM114 127H112V128H114ZM122 127V126H121ZM139 127V126H138ZM171 127V126H170ZM40 128V127H39ZM98 128V129H97ZM110 128V127H109ZM264 128V127H263ZM121 129V128H120ZM138 129V128H137ZM142 129V130H141ZM140 130H139V132L141 133V134H146L147 132H148V128L146 127L145 129H143V128H141ZM40 130V129H39ZM106 130V129H105ZM118 130V129H117ZM183 130V129H182ZM119 131V130H118ZM120 131V132H121ZM143 131V132H142ZM153 131V130H152ZM164 131V130H163ZM162 131V132H163ZM264 131V130H263ZM39 132H41V131H39ZM119 132V133H120ZM138 132V133H139ZM103 134V135H102ZM135 134V133H134ZM261 134V133H260ZM137 135V134H136ZM145 136V137H144ZM142 135V137H144L145 139H144V142H143V145L142 146H140L142 149L141 150H138V152H136L137 153V155L139 154V156H140V159H141V157L143 158V157H150L151 155H152V153H153V151H154V144H153V141H154V137L152 138L151 137V135ZM154 136V135H153ZM28 137V136H27ZM117 137V138H116ZM158 137V136H157ZM262 137H264V135L262 136ZM116 138V142L115 143H113V140ZM138 138V137H137ZM177 138V137H176ZM46 139V140H47ZM174 139V138H173ZM211 139H213V138H211ZM259 139H261V138H259ZM138 140V139H137ZM172 140V139H171ZM175 140V139H174ZM184 140V139H183ZM262 140H264V138H262ZM132 141V140H131ZM212 141V140H211ZM30 142V141H29ZM47 142V141H46ZM174 141H170V143H169V141H168V143H169V146L165 149V150H169V149H171L173 146H174V144L176 143V142H174ZM44 143V142H43ZM141 143H142V141H141ZM168 143H166V144H168ZM263 143V142H262ZM49 144V143H48ZM69 144H72L73 146H74V148L76 149L75 151H70L69 149H68V145ZM134 144H136V143H131V145H134ZM161 144V143H160ZM166 144H165V146H166ZM182 144V143H181ZM40 145V144H39ZM52 145V144H51ZM128 145V144H127ZM139 145V144H138ZM56 146V147H55ZM199 146V145H198ZM216 146H217V144H216ZM7 147H8V149H10V150H7V151H5L6 149H7ZM43 147V146H42ZM130 147V146H129ZM247 147V146H246ZM133 148V147H132ZM248 148V147H247ZM134 149V148H133ZM132 149V150H133ZM179 149H180V147H179ZM199 149V148H198ZM30 150V149H29ZM130 150H131V147H130ZM137 150H135V151H137ZM158 150V149H157ZM242 150V149H241ZM240 150V151H241ZM255 150V149H254ZM28 151V150H27ZM31 151V150H30ZM181 151V150H180ZM197 151V150H196ZM212 151L213 152H209L207 155H205L204 156V158H203V161H209V159L211 158V160L212 159H214V157L216 156V155H214V154H216L214 151V149L212 148ZM217 151V150H216ZM231 151V150H230ZM244 151V150H243ZM243 151L241 152V153H243ZM246 151V150H245ZM26 152V151H25ZM29 152V151H28ZM42 152V151H41ZM54 152V151H53ZM117 152V153H116ZM127 152V151H126ZM156 152V151H155ZM158 152H160V151H158ZM177 153H178V151H176ZM198 152V151H197ZM249 152V151H248ZM253 152V151H252ZM34 153V152H33ZM32 153V154H33ZM44 153V152H43ZM80 154V159L78 160V162H77V164H75V154ZM188 153V152H187ZM191 153H193V152H191ZM245 153V152H244ZM254 153V152H253ZM57 153H55V155H56ZM78 154V155H79ZM117 154V155H116ZM133 154H134V152H133ZM156 153H154V155H155ZM160 154V153H159ZM257 154L258 153H256V156H257ZM21 155V154H20ZM123 155V154H122ZM135 155V154H134ZM136 155V156H137ZM154 155H153V157H154ZM165 155V154H164ZM239 155V154H238ZM245 155V154H244ZM246 155H247V152H246ZM251 155V152H250V154H249V156ZM254 155V154H253ZM54 156V155H53ZM158 155L156 154L155 155V157H157ZM232 156V155H231ZM237 156V155H236ZM255 156V157H256ZM41 157H43V156H41ZM152 157V158H153ZM159 157H161V156H159ZM165 157V156H164ZM177 156H175V158H176ZM235 157V156H234ZM120 158V157H119ZM151 158V157H150ZM230 158V157H229ZM236 158V157H235ZM249 158V157H248ZM30 159V158H29ZM117 159V158H116ZM122 159V158H121ZM169 159V158H168ZM172 159V158H171ZM231 159V158H230ZM252 159H254V157H252ZM256 159V158H255ZM254 159V160H255ZM118 160V159H117ZM166 160V159H165ZM175 160V159H174ZM177 160V159H176ZM180 160V159H179ZM210 160V161H211ZM235 160V159H234ZM239 160V159H238ZM257 160V159H256ZM30 161V160H29ZM32 161V160H31ZM30 161V162H31ZM149 161H151V160H149ZM148 161V162H149ZM231 161V160H230ZM237 161V160H236ZM240 161V160H239ZM57 162V161H56ZM111 162V164H109ZM136 162V161H135ZM162 162V161H161ZM168 162V161H167ZM191 162V161H190ZM201 162V161H200ZM213 163L215 162V161H212ZM248 162H250V161H248ZM256 162H258V161H255L254 162V164L256 163ZM115 163V162H114ZM165 163V162H164ZM175 163V162H174ZM205 163V162H204ZM209 163V162H208ZM224 163V162H223ZM222 163V164H223ZM231 163V162H230ZM234 163V162H233ZM241 163V162H240ZM251 163V162H250ZM179 164H180V162H179ZM232 164V163H231ZM247 164V163H246ZM30 165H31V163H30ZM42 165V164H41ZM125 165V164H124ZM151 165V164H150ZM204 165V164H203ZM221 165V164H220ZM226 165V164H225ZM257 165V164H256ZM264 165V164H263ZM143 166V165H142ZM185 166V165H184ZM205 166V165H204ZM227 166V165H226ZM226 166H225V169H226ZM233 166H235L234 164H233ZM248 166V165H247ZM250 166V165H249ZM254 165H252V167H253ZM41 167V166H40ZM44 167V166H43ZM120 167V166H119ZM130 167H131V165H130ZM151 167V166H150ZM157 167V166H156ZM189 167V166H188ZM232 167V166H231ZM230 167V168H231ZM255 167V166H254ZM253 167V168H254ZM59 168V167H58ZM141 168V167H140ZM143 168L144 167H142V169H140L141 171L143 170ZM153 168V167H152ZM202 168V167H201ZM229 168V167H228ZM230 168H229V170H230ZM236 168V167H235ZM234 168V169H235ZM260 168V167H259ZM264 168V167H263ZM39 169V168H38ZM46 169V168H45ZM121 169V168H120ZM126 169V168H125ZM144 169H146V168H144ZM189 169V168H188ZM192 169V168H191ZM231 169H233V167L231 168ZM237 169V168H236ZM240 169V168H239ZM247 169V168H246ZM255 169V168H254ZM44 170V169H43ZM51 170V169H50ZM119 170V169H118ZM128 170V169H127ZM139 170V169H138ZM184 170V169H183ZM195 170V169H194ZM221 170V169H220ZM259 170V169H258ZM42 171V170H41ZM40 171V172H41ZM48 171V170H47ZM61 171V172H62ZM131 171V170H130ZM140 171V172H141ZM197 171V170H196ZM225 171V170H224ZM227 171H228V169H227ZM238 171V170H237ZM243 171V170H242ZM253 171V170H252ZM44 172V171H43ZM55 172H56V170H55ZM63 172V173H64ZM117 172V171H116ZM120 172H122V171H120ZM231 172V171H230ZM42 173V172H41ZM52 173V172H51ZM50 173V174H51ZM59 173V172H58ZM158 173V172H157ZM161 173V172H160ZM183 173V172H182ZM195 173V172H194ZM197 173V172H196ZM222 173V172H221ZM229 173V172H228ZM228 173L227 174H225V175H228ZM237 173V172H236ZM263 173V172H262ZM261 173V174H262ZM45 174V173H44ZM57 174V173H56ZM115 174H117V173H115ZM119 174V173H118ZM128 174V173H127ZM146 174H148V173H146ZM145 174V175H146ZM177 174V173H176ZM191 174V173H190ZM218 174V173H217ZM260 174V175H261ZM55 175V174H54ZM141 175V174H140ZM142 175H144V174H142ZM145 175H144V177H145ZM178 175V174H177ZM195 175V174H194ZM199 175V174H198ZM201 175V174H200ZM221 175V174H220ZM47 176V175H46ZM45 176V177H46ZM136 176V175H135ZM150 176V175H149ZM149 176H147V178L149 177ZM206 176V175H205ZM219 176V175H218ZM224 175H222V177H223ZM264 176V175H263ZM44 177V178H45ZM50 177V176H49ZM63 177H64V175H63ZM130 177V176H129ZM132 177H133V175H132ZM185 177V176H184ZM197 177V176H196ZM200 177V176H199ZM198 177V178H199ZM217 177V176H216ZM226 177V176H225ZM54 178H55V176H54ZM125 178V177H124ZM151 178H153L152 176H151ZM202 178H204V177H202ZM214 178V177H213ZM250 178L251 177H249V180H250ZM263 178V177H262ZM48 179H50V178H48ZM53 179V178H52ZM115 179V178H114ZM133 179V178H132ZM135 179V178H134ZM205 179V178H204ZM45 180V179H44ZM63 180H65V179H63ZM107 180V179H106ZM122 180H124V179H122ZM136 180V179H135ZM66 181V180H65ZM99 181V180H98ZM154 181V180H153ZM245 181V180H244ZM67 182V183H68ZM97 182V181H96ZM125 182V181H124ZM133 182V181H132ZM146 181H144V183H145ZM202 182H203V180H202ZM201 182V183H202ZM205 182H206V179H205ZM254 182V181H253ZM253 182L251 181V183L253 184ZM54 183H55V181H54ZM63 183V182H62ZM91 183H92V180H91ZM104 183V182H103ZM111 182H105V186H103L104 188H105V191L107 192L106 194H107V199H108V203H106L105 205H106V210L107 211H112V210H114L115 208L113 207V208H109L110 206H112V203H114V201L116 200L117 201V195H118V190H116V189H118V188H114V186L112 185V184H110ZM123 183V182H122ZM142 183V182H141ZM152 183V182H151ZM231 183V182H230ZM237 183V182H236ZM243 183V182H242ZM251 183H249V184H251ZM50 184V183H49ZM99 184V183H98ZM115 184V183H114ZM133 184V183H132ZM199 184V183H198ZM213 181H211V179L207 182V183H205L204 185L202 184V186H200V188L198 187V190L196 191V189H195V191L194 192H196L194 195H192L191 194V196H193V197H191V198H189L190 199V203H189V205L187 206V208H183V210H181L182 211V213L181 214H177L178 216L177 217H179V218H177L178 219V221H179V224H181V222H182V220L184 219V217L186 218V215H190V214H192V213H194L195 211H197L196 210V208L198 207V205H200L199 206V208H201V209H204V208H206L208 205H209V201L210 200H212V199H207L206 200V194H207V192L209 191L208 189H210L212 186H213ZM229 184V183H228ZM258 184V183H257ZM60 185V184H59ZM63 184H61L60 186H62ZM67 185V184H66ZM69 185V184H68ZM96 185V184H95ZM99 185H101V184H99ZM130 185H131V183H130ZM129 185V186H130ZM140 185V184H139ZM142 185V184H141ZM140 185V186H141ZM146 185H148V184H146ZM231 185V184H230ZM242 185V184H241ZM244 185V184H243ZM246 185V184H245ZM253 185H255V186H257L256 185V183H254ZM261 187H260V186ZM258 186L261 188V189H259V190H262V188L264 187V184H262V183H260ZM53 186V185H52ZM59 186V187H60ZM118 186V185H117ZM124 186V185H123ZM143 186V185H142ZM141 186V187H142ZM145 186V185H144ZM171 186V185H170ZM238 186V185H237ZM55 187V186H54ZM68 187V186H67ZM94 187V186H93ZM99 187V186H98ZM148 187V186H147ZM235 187V186H234ZM240 187V186H239ZM242 187V186H241ZM246 187V186H245ZM254 187V186H253ZM252 187V188H253ZM90 188V187H89ZM88 188V189H89ZM95 188V187H94ZM138 188V187H137ZM149 188V187H148ZM229 188V187H228ZM233 188V187H232ZM252 188H251V190H252ZM257 188V187H256ZM255 188V189H256ZM61 189H62V187H61ZM103 189V188H102ZM160 189V188H159ZM212 189H213V187H212ZM216 189V188H215ZM215 189H213V190H215ZM230 189H231V186H230ZM230 189H229V191H230ZM240 189V188H239ZM246 189H248V187H246ZM254 189V188H253ZM254 189V190H255ZM258 189V188H257ZM50 190V189H49ZM54 189H52L51 190V192L53 193V192H56L55 190L53 191ZM127 190V189H126ZM144 190V189H143ZM154 190V189H153ZM162 190V189H161ZM167 190V189H166ZM218 190V189H217ZM258 190V191H259ZM67 191H69V190H67ZM90 191H92V190H90ZM94 191V190H93ZM124 191V190H123ZM155 191V190H154ZM165 191V190H164ZM171 191H173V190H171ZM186 191V190H185ZM241 191H243L242 189H241ZM250 191V190H249ZM256 192H257V190H255ZM65 192H66V190H65ZM95 192H97V190H95ZM137 192H142V191H137ZM145 192V191H144ZM149 192V191H148ZM153 192V191H152ZM166 192V191H165ZM168 192H170V190L168 189ZM212 192H214V191H212ZM247 192V191H246ZM254 192V191H253ZM57 193V192H56ZM82 193V192H81ZM143 193V192H142ZM229 193V192H228ZM105 194V195H106ZM124 194H125V191H124ZM157 194V193H156ZM160 194H161V192H160ZM170 194V193H169ZM173 194V193H172ZM188 194H189V192H188ZM187 194V195H188ZM238 194V193H237ZM247 194V193H246ZM258 194V193H257ZM256 193H255V195L256 196H258ZM263 194V193H262ZM32 195V196H31ZM53 195V194H52ZM57 195V194H56ZM96 195V194H95ZM94 195V197H96ZM129 195V194H128ZM143 195V194H142ZM145 195V194H144ZM148 195V194H147ZM163 195V194H162ZM208 195H210V194H208ZM254 195V194H253ZM62 196H64L63 197V199H62ZM101 196V195H100ZM122 196V195H121ZM132 196V195H131ZM146 196V195H145ZM152 196V195H151ZM155 196V195H154ZM170 196V195H169ZM190 196V195H189ZM260 196H261V193H260V195H259V199H260ZM32 197H34V198H36L37 199V201H32ZM58 197H60V195L58 194ZM138 197H140L139 195H138ZM149 197V196H148ZM159 197H160V195H159ZM168 197V196H167ZM209 197V196H208ZM255 197V196H254ZM254 197H252V202H253V198ZM264 197V196H263ZM124 198V197H123ZM126 198V197H125ZM137 198V197H136ZM135 198V199H136ZM145 198V197H144ZM158 198V197H157ZM250 198H251V196H250ZM258 198H256L257 200H254V202L253 203H251V208L253 209V211H251V213L250 214H252L253 212H254V210H256L257 208L258 209H261V208H259L260 207V203H262V209H263V202L262 201H260ZM99 199V198H98ZM106 199V200H107ZM122 199V198H121ZM129 199H130V197H129ZM167 199V198H166ZM168 199H170V197L168 198ZM188 199V200H189ZM262 199V198H261ZM35 200V199H34ZM96 200V199H95ZM113 201L112 203H109V201ZM160 200V199H159ZM174 200V199H173ZM248 200H249V197H248ZM74 201V202H75ZM141 201H146V199H143V200H141ZM153 201V200H152ZM151 201V202H152ZM214 201V200H213ZM264 201V200H263ZM95 202V201H94ZM99 202V201H98ZM105 202V201H104ZM107 202V201H106ZM128 202V201H127ZM136 202V201H135ZM161 202V201H160ZM186 202H187V200H186ZM245 202H247V201H245ZM244 202V203H245ZM31 203H34V204H31ZM120 203V202H119ZM118 203V204H119ZM150 203V202H149ZM162 204L164 203V202H161ZM207 203H208V205H207ZM215 203V202H214ZM248 203H250V202H248ZM111 204V205H110ZM115 204V203H114ZM127 204V203H126ZM140 204V203H139ZM151 204V203H150ZM154 204V203H153ZM153 204H151L150 206H149V210H154L155 208H153L152 206H154ZM160 204V203H159ZM161 204V205H162ZM167 204V203H166ZM165 204V205H166ZM183 204V203H182ZM185 204V203H184ZM213 204V203H212ZM246 204V203H245ZM93 205V204H92ZM104 205V204H103ZM116 205V204H115ZM135 205V204H134ZM134 205H132L133 207H134ZM138 205V204H137ZM141 205V204H140ZM148 205V204H147ZM156 205V204H155ZM164 205V206H165ZM173 205H175V204H173ZM210 205H211V202H210ZM249 205V204H248ZM93 206H96V205H93ZM93 206H91V207H93ZM114 206V205H113ZM127 206V205H126ZM144 206V205H143ZM169 206H171V205H169ZM247 206V205H246ZM0 207V208H1ZM76 207V208H77ZM120 207V206H119ZM163 207V206H162ZM186 207V206H185ZM75 208V207H74ZM104 208V207H103ZM122 208V207H121ZM127 208V207H126ZM136 208V207H135ZM170 208V207H169ZM168 208V209H169ZM176 208V207H175ZM3 209V210H4ZM101 209H102V207H101ZM133 209V208H132ZM143 209V208H142ZM160 209V214H159V218L161 219V221L163 222V219L164 218H167L168 219V217L167 216H169V212H171V211H167V208L166 207H164V208H162V210H161V208H159ZM171 209H172V207H171ZM259 210L260 212L261 211H263V210ZM1 210H2V208H1ZM74 209H72V211H73ZM92 210H93V208H92ZM91 210V211H92ZM95 210V209H94ZM99 210V209H98ZM117 210V209H116ZM115 210V211H116ZM120 210V209H119ZM127 210V209H126ZM145 210V209H144ZM144 210H142V211H144ZM173 210V209H172ZM178 210H179V208H178ZM114 211V213H112L111 215H105V213H104V215L105 216H103L102 218H100V217H97L96 219H95V222L97 223L96 225H102V224H108V225H111V228H112V225L113 226H118L119 227V225L117 224V223H122V224H124V225H126V222H127V220L125 221V218H126V215H125V218H123L122 217V215L121 214H118V212L116 213ZM135 211H136V209H135ZM139 211V210H138ZM158 211V210H157ZM175 211V210H174ZM201 211V210H200ZM257 211V210H256ZM84 212V211H83ZM140 212V211H139ZM154 212V211H153ZM152 212V213H153ZM258 212V211H257ZM259 212V213H260ZM264 212V211H263ZM85 213V212H84ZM84 213H83V215H84ZM89 213V212H88ZM95 213H97V212H95ZM143 213V212H142ZM148 213V212H147ZM149 213H150V211H149ZM177 213V212H176ZM68 214V215H67ZM90 214H92V213H90ZM128 214V213H127ZM155 214V213H154ZM255 214V213H254ZM263 214V213H262ZM73 215V214H72ZM72 215H71V217H72ZM86 215V214H85ZM136 215V214H135ZM150 215V214H149ZM258 215V214H257ZM81 216H82V214H81ZM80 216V217H81ZM90 215H88V217H89ZM94 217H95V215H93ZM92 216V217H93ZM128 216H129V214H128ZM153 216V215H152ZM155 216V215H154ZM158 216V215H157ZM195 216V215H194ZM79 217V216H78ZM77 217V218H78ZM87 217V216H86ZM139 217V216H138ZM137 217V218H138ZM161 217H164V218H161ZM170 218V217H169ZM195 218V217H194ZM83 219V218H82ZM127 219H128V217H127ZM129 219H130V217H129ZM159 219V220H160ZM167 219H166V221H167ZM71 220V219H70ZM93 220V219H92ZM133 220V219H132ZM158 220V219H157ZM174 220V219H173ZM176 220V219H175ZM94 221V220H93ZM135 221V220H134ZM137 221V220H136ZM139 221H140V219H139ZM152 221V220H151ZM66 222H68V220L66 221ZM83 222V221H82ZM90 222H91V220H90ZM133 222V221H132ZM165 222V221H164ZM168 222V221H167ZM184 222V221H183ZM64 223H65V221H64ZM63 223V224H64ZM77 223V222H76ZM85 223V222H84ZM161 223V222H160ZM68 224V223H67ZM69 224H71V223H69ZM78 224V223H77ZM90 224V223H89ZM137 224V223H136ZM145 224V223H144ZM148 224V223H147ZM159 224V223H158ZM252 224V223H251ZM53 225V226H54ZM66 225V224H65ZM65 225H64V227H65ZM135 224H133V226H134ZM163 225H164V223H163ZM40 226V225H39ZM103 226V225H102ZM136 226V225H135ZM148 226V225H147ZM168 226V225H167ZM258 226V225H257ZM38 227V226H37ZM67 227V226H66ZM64 228V230L65 229H68V228ZM68 227H69V225H68ZM76 227V226H75ZM89 227H90V225H89ZM94 227V226H93ZM100 227V226H99ZM128 227V226H127ZM178 227V226H177ZM182 227V226H181ZM43 228V227H42ZM87 228V227H86ZM97 228V227H96ZM131 228V227H130ZM136 228V227H135ZM138 228V227H137ZM151 228H153V227H151ZM183 228V227H182ZM256 228H258V227H256ZM47 229V228H46ZM45 229V230H46ZM80 229V228H79ZM82 229V228H81ZM117 229V228H116ZM116 229H115V232H116ZM124 229V228H123ZM139 229V228H138ZM168 229V228H167ZM70 230V227H69V229L67 230V231H69ZM91 231H93V229H92V227H91V229H90ZM89 230V231H90ZM94 230H95V228H94ZM98 230H99V228H98ZM137 230V229H136ZM145 230V229H144ZM152 230V229H151ZM166 229L164 228V230L161 232V233H159L160 235L158 236V238L154 241L153 240V242H148V241H151V240H149L148 239V243H149V245L147 246L145 243V245L147 246V249L146 250H144V253H142L143 255H140V258L142 257V259H143V262H141L142 264H160L161 263V261H162V257L164 256H162V253L163 252H165V249H166V246L168 245V242H169V237H170V233L168 234V231H171V230H167V232L165 231ZM177 230V229H176ZM38 231H40V229L38 230ZM38 231L36 232V233H38ZM42 231V230H41ZM51 231V230H50ZM61 231H62V229H61ZM66 231V232H67ZM76 231H78V230H76ZM97 231V230H96ZM95 231V232H96ZM119 234L121 235V233L123 232V230L122 229H119ZM135 231V230H134ZM159 231V230H158ZM32 232H33V230H32ZM35 232V231H34ZM80 232H81V230H80ZM83 232V231H82ZM85 232V231H84ZM136 232V231H135ZM152 232V231H151ZM150 232V233H151ZM156 232V231H155ZM35 233V234H36ZM40 233V232H39ZM47 233V232H46ZM52 233H53V231H52ZM65 233V232H64ZM88 234H89V232H87ZM112 233V232H111ZM131 233H133V232H131ZM50 234V233H49ZM76 234H77V232H76ZM79 234V233H78ZM83 234V233H82ZM86 234V233H85ZM87 234V235H88ZM98 234H99V232H98ZM118 234V233H117ZM146 234H148L147 232H146ZM176 234V233H175ZM29 235V234H28ZM32 235V234H31ZM38 235V234H37ZM81 235V234H80ZM84 235V234H83ZM86 235V236H87ZM91 235H93V234H91ZM91 235H89V237L91 236ZM126 235V234H125ZM142 235V234H141ZM152 235V234H151ZM158 235V234H157ZM172 235V234H171ZM22 236V237H21ZM35 236V235H34ZM51 236V235H50ZM75 236H77V235H75ZM82 236V235H81ZM119 236V235H118ZM137 236V235H136ZM154 236V235H153ZM173 236V235H172ZM32 237H33V235H32ZM40 237V236H39ZM38 237V238H39ZM52 237V236H51ZM55 237H56V235H55ZM92 237V236H91ZM140 237H142V236H140ZM37 238V239H38ZM58 238V237H57ZM69 238V237H68ZM78 238V237H77ZM82 238V237H81ZM97 238V237H96ZM121 238H122V236H121ZM147 238V237H146ZM145 238V239H146ZM148 238H149V236H148ZM28 239V238H27ZM36 239V238H35ZM54 239V238H53ZM93 239V238H92ZM152 239V238H151ZM187 239V238H186ZM31 240H34V239H30V241ZM55 240V239H54ZM91 240V239H90ZM100 240V239H99ZM103 240H104V238H103ZM119 240H120V238H119ZM123 239H121V241H122ZM132 240V239H131ZM28 241V240H27ZM26 241V242H27ZM36 241V240H35ZM34 241V242H35ZM83 241V240H82ZM81 241V242H82ZM98 241V240H97ZM144 241H146V240H144ZM29 242V241H28ZM56 242V241H55ZM76 242V241H75ZM101 242V241H100ZM111 242V241H110ZM113 242V241H112ZM127 242V241H126ZM47 243V242H46ZM83 243H85V242H83ZM120 243V242H119ZM139 243V242H138ZM28 244V243H27ZM48 244V243H47ZM88 244H90V243H88ZM87 243H86V245H88ZM101 244V243H100ZM100 244H99V247H100ZM102 244H103V242H102ZM110 244V243H109ZM23 245V244H22ZM29 245V244H28ZM55 245V244H54ZM84 246H85V244H83ZM128 245V244H127ZM127 245H124V248H122V250L121 251H123L124 252V254L125 255H123V257L121 258V257H119L120 259H118L114 264H131V263H129L130 261H129V259L130 258H128V256H129V254H128V252H130V248L128 249V246ZM139 246H138V248H140L141 246H143V245H141L140 246V244H138ZM20 246V245H19ZM25 247H26V245H24ZM61 246V245H60ZM65 246V245H64ZM67 246V245H66ZM94 246V245H93ZM98 246V245H97ZM104 246H106V245H104ZM110 246V245H109ZM112 246V245H111ZM127 248H126V247ZM135 246V245H134ZM40 247V246H39ZM56 247V246H55ZM95 247H96V245H95ZM95 247H94V251H95ZM98 247V248H99ZM107 247V246H106ZM136 247V246H135ZM144 247V246H143ZM24 248V247H23ZM32 248V247H31ZM64 248V247H63ZM71 248V247H70ZM75 248V247H74ZM79 248V247H78ZM86 248H88L87 246H86ZM102 248V247H101ZM58 249V248H57ZM71 249H73V248H71ZM83 249H84V247H83ZM91 249V248H90ZM92 249H93V247H92ZM92 249L91 250H88V251H86V253L87 254H90L91 255V258L93 259V257H92V254H93V251H92ZM132 249H133V247H132ZM19 250V249H18ZM56 250V249H55ZM96 250H102V249H96ZM22 251V250H21ZM19 252H20V250H19ZM27 252H29V251H27ZM33 253H34V251H32ZM47 252V251H46ZM70 252V251H69ZM80 252V251H79ZM96 252V251H95ZM123 252H121V254L123 253ZM37 253V252H36ZM35 253V254H36ZM53 253V252H52ZM58 253V252H57ZM64 253H66V252H64ZM76 253V252H75ZM85 253V252H84ZM102 253H103V251H102ZM133 253V252H132ZM141 253V252H140ZM38 254V253H37ZM67 254V253H66ZM79 254V253H78ZM78 254H77V256H78ZM97 253H95L94 255H96ZM104 254V253H103ZM113 254V253H112ZM120 254V253H119ZM131 254V253H130ZM217 254V253H216ZM41 255V254H40ZM61 255V254H60ZM170 255V254H169ZM28 256V255H27ZM34 256V255H33ZM36 256V255H35ZM45 256V255H44ZM57 256V255H56ZM75 255L74 254H69V255H62V259L63 260H69V257L71 258V257H74ZM82 256V255H81ZM135 256V255H134ZM138 256V255H137ZM183 256V255H182ZM20 257V256H19ZM30 257V256H29ZM31 257H32V255H31ZM41 257V256H40ZM40 257H39V259H40ZM48 257V256H47ZM47 257H44V258H47ZM50 257V256H49ZM61 257V256H60ZM84 257V256H83ZM90 257V256H89ZM108 257H110V256H108ZM131 257H132V254H131ZM184 257V256H183ZM34 258V257H33ZM37 258H38V256H37ZM58 258V257H57ZM76 258V257H75ZM74 258V259H75ZM101 258H102V256H101ZM100 258V259H101ZM105 258V257H104ZM139 257H137L136 259H138ZM139 258V259H140ZM25 259V258H24ZM28 259V258H27ZM26 259V261H28ZM56 259V258H55ZM79 259V258H78ZM98 259V258H97ZM114 259V258H113ZM138 259V260H139ZM142 259H141V261H142ZM178 259V258H177ZM41 260H43L44 261V259H42L41 258ZM46 261H48L47 259H45ZM72 260V259H71ZM106 260V259H105ZM135 260V259H134ZM15 261V260H14ZM29 261H31V260H29ZM33 261V260H32ZM60 261V260H59ZM98 261H99V259H98ZM16 262V261H15ZM39 262V261H38ZM58 262V261H57ZM63 262V261H62ZM68 262V261H67ZM75 262V261H74ZM97 262V261H96ZM132 262V261H131ZM11 263V262H10ZM23 263V262H22ZM30 262H27L26 264H29ZM61 263V262H60ZM99 263V262H98ZM162 263H164V262H162ZM18 264V263H17ZM25 264V263H24ZM31 264V263H30ZM33 264V263H32ZM40 264V263H39ZM43 264V263H42ZM64 264V263H63ZM105 264V263H104ZM166 264V263H165Z\"/></svg>",
	"mask_w": 264,
	"mask_h": 264
}]
</instances>
